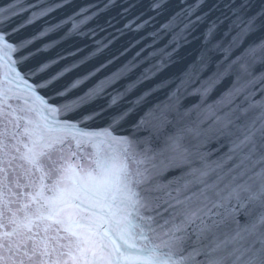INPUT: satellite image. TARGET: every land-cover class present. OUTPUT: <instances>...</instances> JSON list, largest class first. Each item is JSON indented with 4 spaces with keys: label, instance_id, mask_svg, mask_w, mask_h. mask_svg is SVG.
<instances>
[{
    "label": "snow or ice",
    "instance_id": "obj_1",
    "mask_svg": "<svg viewBox=\"0 0 264 264\" xmlns=\"http://www.w3.org/2000/svg\"><path fill=\"white\" fill-rule=\"evenodd\" d=\"M5 123L43 264H264V0H7Z\"/></svg>",
    "mask_w": 264,
    "mask_h": 264
},
{
    "label": "water",
    "instance_id": "obj_2",
    "mask_svg": "<svg viewBox=\"0 0 264 264\" xmlns=\"http://www.w3.org/2000/svg\"><path fill=\"white\" fill-rule=\"evenodd\" d=\"M6 3L7 0H0V6H6ZM4 127L6 131L0 133V257L4 258V264H20L21 260L24 264H43V253H53L56 247L55 238L51 233L46 237L43 231L39 237L34 236L20 224L22 208L28 202L25 193L34 190V185L40 182L41 172L24 158L19 134L13 137L11 124L5 123ZM70 135L64 133L62 138L67 139ZM69 147L91 164L95 153L104 151L107 146L85 144L77 148L76 141L70 139L64 149L66 153ZM75 163H81L79 156Z\"/></svg>",
    "mask_w": 264,
    "mask_h": 264
}]
</instances>
